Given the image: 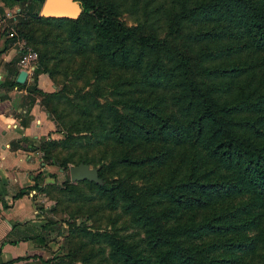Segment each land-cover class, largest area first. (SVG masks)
Here are the masks:
<instances>
[{
	"label": "trees",
	"instance_id": "trees-1",
	"mask_svg": "<svg viewBox=\"0 0 264 264\" xmlns=\"http://www.w3.org/2000/svg\"><path fill=\"white\" fill-rule=\"evenodd\" d=\"M17 1L18 13L25 9L30 19L62 27L65 32L53 35L45 28L18 31L35 46L41 41L46 43L38 50L33 77L26 88L38 94L48 113L55 108L52 100L59 98L61 88L44 91L35 86V80L39 71H46L54 84L58 78L56 63L49 58L55 53L49 51L50 42L60 44V59L74 49L79 54L93 53L110 63L108 66H137L141 72L139 82L141 76L155 82L163 76L174 77L172 86L179 92L175 99L180 103L182 117L162 112L156 99L146 95L129 97L117 90L121 93L115 101L120 106L100 103L98 99L75 103L81 116L62 124L69 128L81 121L93 136L91 145L122 141L124 147L112 149L108 164L113 167H158L173 156L177 146L189 147L186 152L174 154L177 159L170 170L157 179L140 183L108 179L103 168L97 167L102 183L75 180L106 192L107 207L121 199V211L144 230V245L140 248L118 232H103L109 257L102 258V263L109 264L111 259L118 264H264V94L260 91L255 98H248L246 88L238 84L227 95L225 84L205 82L206 77L236 74L245 67L238 60L230 64L206 62L229 51L221 43L207 47L211 36L218 34L217 21L233 20L253 44L264 49V0H144L143 13L131 24L117 18L115 4L108 0H79L81 11L73 18L43 16L35 9L36 0ZM196 20L200 22L192 26ZM14 60L7 64L4 83L21 86L25 83L15 80ZM85 65L90 70L86 83H92L88 80L93 77V87L109 72L107 65H89L83 59L74 70L76 75L83 72ZM113 79L118 83L120 77ZM86 94L89 92L84 90L80 97L86 99ZM33 99L30 96L29 103ZM98 104L109 114L107 124L101 123L102 111L92 112ZM84 136L89 140V136ZM73 139L71 131H66L62 140L39 139L37 147L42 159L51 163L59 142L66 145ZM198 148L205 154L197 153ZM208 158L213 162L208 164ZM80 160L90 162L79 156L73 163ZM75 183L47 182L40 189L52 192L58 187L72 191L79 185ZM80 194L92 199L90 193ZM33 235L42 242L40 232Z\"/></svg>",
	"mask_w": 264,
	"mask_h": 264
},
{
	"label": "rangeland",
	"instance_id": "rangeland-1",
	"mask_svg": "<svg viewBox=\"0 0 264 264\" xmlns=\"http://www.w3.org/2000/svg\"><path fill=\"white\" fill-rule=\"evenodd\" d=\"M108 1L115 4L117 18L127 24L134 23L144 11V0ZM36 2L38 5L37 7L35 6V9L39 11L42 0H39V3L38 0ZM20 13L18 18L12 19L10 25L11 31L15 36L20 38L24 47L28 46L35 51L37 63L38 50L42 44L45 45L46 43L41 41L39 45L37 44L38 46H35L27 40L26 36L18 34V31L25 32L35 29L41 31L45 28L53 35H61L65 32L62 27H55L41 20L30 19V14L25 9ZM12 14H15L14 10H12ZM17 22H21V24ZM199 22L200 20L194 21L192 26ZM18 28L22 30H18ZM216 29L218 30V34L211 36L212 38L208 41L207 47L214 48L213 46L221 43L229 47V51L220 52L216 57L212 59L208 58L206 62L209 64H218V62L230 64L233 60H238L245 67L236 74H225L223 77H206V84L219 86L220 83L225 84L228 87V90L225 91L227 95L233 93L238 84L246 88L248 98H255V95L260 91V94L263 95L264 49L253 44L242 27L229 18L223 19L220 22L217 21ZM48 46L49 51L55 52L53 56L49 57L50 62L56 63L55 68L58 70V78L55 80V88L53 90L58 91L61 88V92L58 91L57 93L59 98L57 100L53 98L52 100L55 108L53 109L54 111L52 110V113H49V116L53 120L54 128L52 129L53 135L49 137L62 140L66 135V131H71L75 137V139L70 140L66 145H61L60 141L55 147L58 152L56 154L52 153V162L50 164H52L53 169L52 171H48V173L51 176L58 174L57 181L55 182H61L62 185L67 181L75 183V181L70 179L69 166L79 156H82L89 159L90 165L103 168V172L108 179L121 178L122 180H127L129 183H140L147 179H157L165 175L170 170V165L177 159L175 155L188 151V146H177L173 150L175 152L173 156L158 167L144 165L143 167L140 166L134 169L128 165L125 167H113L109 165L108 161L112 155V149L119 150L120 147H124L122 141L108 140L91 145L93 136L90 137V131L84 128V124L81 121L72 125V127L63 128V122H69L71 117L79 118L81 116L76 111L74 104L98 99L100 103L107 101L120 106V103L115 100L120 97V93L123 91L129 97L140 98L146 95L151 100L156 99L160 104L162 112L177 118L182 117L183 111L180 109V103L175 99V96H178L179 92L172 86L174 77L166 78L163 76L160 82H155L146 81L141 76L142 82H139L141 72L137 66L131 64L125 67L116 64L108 66L110 63L106 64L93 53L79 54L75 49L71 53L66 52V55L60 59L61 53L57 52L58 50L63 51L59 49L60 44L50 42ZM83 59L87 60V64L89 65H107L109 68L108 74L100 78L96 82L95 87H93V83L95 82L93 81V77H90L88 80L92 83H86V77L90 73L88 65H85L83 72L79 76L74 72ZM116 76L120 77L118 83L116 82L117 80L113 79ZM128 77L133 79L132 82H127L126 78ZM114 83H117L116 86H114ZM84 90L89 92V94H86V96L88 95L86 99L80 97V92ZM102 108V104H98L94 106L92 112L102 111ZM56 112H59V116L54 117L53 114ZM102 114L104 117L101 123L107 124L109 114H105L103 111ZM90 116H92V113H90ZM97 123L101 124L100 122ZM84 135L89 136V140ZM126 143L128 144L129 142L126 141ZM145 147L149 148L148 145H142V148ZM197 153L204 155L205 151L198 148ZM212 162H209L208 158L207 163ZM144 170H150L152 173L144 174ZM48 182H51V180ZM75 184L79 185L72 191L68 188L61 190L57 187L52 192H44V201L47 207L45 224L40 233L43 238L42 242L47 249V255L45 259H42V264H90V262L93 264H105L101 261L102 258L108 256L109 250L108 241L103 236V232L105 231L118 232L127 241L135 242L137 248L143 247V227L131 222L129 215L121 211V199L118 198L112 204L113 206L109 205L107 207L105 205L108 202L106 192L102 190L97 191L87 183ZM80 192L90 193L92 199L86 198L87 194H80ZM100 194L102 196H99ZM102 247L103 250L100 251L99 249ZM109 264H118V262L110 259Z\"/></svg>",
	"mask_w": 264,
	"mask_h": 264
},
{
	"label": "crops",
	"instance_id": "crops-1",
	"mask_svg": "<svg viewBox=\"0 0 264 264\" xmlns=\"http://www.w3.org/2000/svg\"><path fill=\"white\" fill-rule=\"evenodd\" d=\"M19 8L17 0H0V264H42L47 249L33 235L43 229L46 215L40 187L57 181L58 174L48 173L53 166L42 159L37 143L53 135L54 124L38 94L27 91L30 80L25 77L21 86L4 83L10 61L15 59L14 76L20 69L22 41L10 28ZM35 86L44 91L55 88L46 71L36 74Z\"/></svg>",
	"mask_w": 264,
	"mask_h": 264
},
{
	"label": "water",
	"instance_id": "water-1",
	"mask_svg": "<svg viewBox=\"0 0 264 264\" xmlns=\"http://www.w3.org/2000/svg\"><path fill=\"white\" fill-rule=\"evenodd\" d=\"M81 11L79 0H42L38 13L43 16H66L76 17ZM26 70L20 68L15 76V80L23 82ZM70 179H88L97 183H102L103 179L98 175L97 166L90 165L86 161H78L69 166Z\"/></svg>",
	"mask_w": 264,
	"mask_h": 264
},
{
	"label": "built area",
	"instance_id": "built-area-1",
	"mask_svg": "<svg viewBox=\"0 0 264 264\" xmlns=\"http://www.w3.org/2000/svg\"><path fill=\"white\" fill-rule=\"evenodd\" d=\"M18 62L20 65V68H23L26 70V79L31 80L33 77V71L36 67V60H35V51L31 49L30 47H24V45L21 43V46L18 50Z\"/></svg>",
	"mask_w": 264,
	"mask_h": 264
}]
</instances>
